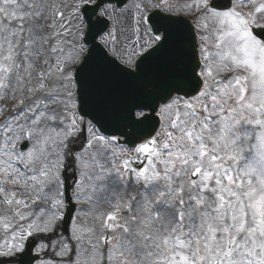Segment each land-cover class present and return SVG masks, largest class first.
<instances>
[{
	"label": "snow or ice",
	"instance_id": "snow-or-ice-1",
	"mask_svg": "<svg viewBox=\"0 0 264 264\" xmlns=\"http://www.w3.org/2000/svg\"><path fill=\"white\" fill-rule=\"evenodd\" d=\"M0 258L264 264V0H0Z\"/></svg>",
	"mask_w": 264,
	"mask_h": 264
},
{
	"label": "water",
	"instance_id": "water-1",
	"mask_svg": "<svg viewBox=\"0 0 264 264\" xmlns=\"http://www.w3.org/2000/svg\"><path fill=\"white\" fill-rule=\"evenodd\" d=\"M105 1V0H104ZM72 187L71 185L67 184V191H66V195L67 196H71L72 195ZM74 210H75V205L72 203V201L69 202V209H68V212H69V215H66L65 217V223L67 225H69L70 221H71V218L73 216V213H74ZM31 255L34 256L33 252L31 253Z\"/></svg>",
	"mask_w": 264,
	"mask_h": 264
},
{
	"label": "rangeland",
	"instance_id": "rangeland-1",
	"mask_svg": "<svg viewBox=\"0 0 264 264\" xmlns=\"http://www.w3.org/2000/svg\"><path fill=\"white\" fill-rule=\"evenodd\" d=\"M132 3H133V0H129L128 4H127L125 7H130ZM118 10H119V9H118ZM68 174H70V176L72 177L71 170H69V173H68ZM71 179H72V178H71ZM73 201H74V199H73ZM74 202H75V201H74ZM79 207H80V206L77 205V213H78V211H79V210H78ZM77 213H75L73 219H77Z\"/></svg>",
	"mask_w": 264,
	"mask_h": 264
}]
</instances>
